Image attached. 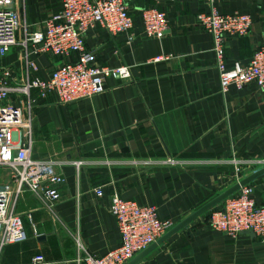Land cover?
<instances>
[{"label": "crops", "instance_id": "obj_1", "mask_svg": "<svg viewBox=\"0 0 264 264\" xmlns=\"http://www.w3.org/2000/svg\"><path fill=\"white\" fill-rule=\"evenodd\" d=\"M14 4L29 30L61 8L60 0ZM153 4L129 1L130 42L127 34L111 36L99 27L84 39L91 62L125 66L128 80L107 78L103 93L66 105L58 104L54 93L40 99L31 92L32 156L82 163L58 166L64 182L56 187L60 198L50 209L29 192L18 199L15 212L22 218L26 240L3 247L0 264H33L38 255L44 260L40 264H85L77 243L96 257L120 245L109 210L115 196L154 207L157 217L169 219L173 228L235 184L230 158L264 159V93L253 82L221 92L212 37L197 23V15L209 11L207 1L156 4L167 22L160 38L143 33L140 10ZM216 9L250 16L249 33L227 38L224 49L226 67L247 64L254 50L264 46V0H220ZM32 59L38 70L30 75L41 79L61 61L49 54ZM3 64L12 65L15 77L23 78L17 47ZM167 157L181 164L159 163ZM247 185L255 201L264 204V174ZM95 188L101 189L100 197ZM219 207L221 203L214 208ZM207 216L157 244L170 228L136 264H264L259 238L250 232L231 238L214 231L206 225Z\"/></svg>", "mask_w": 264, "mask_h": 264}, {"label": "built area", "instance_id": "obj_2", "mask_svg": "<svg viewBox=\"0 0 264 264\" xmlns=\"http://www.w3.org/2000/svg\"><path fill=\"white\" fill-rule=\"evenodd\" d=\"M129 1L60 0L58 12L44 20L39 28L29 30L14 0H0V168L7 170V181L0 184V250L26 240L22 218L15 212L18 199L29 192L50 209L60 198L56 187L64 182L58 166L70 163L78 167L82 163L32 156L29 131L31 92L36 91L40 99L54 93L57 103L66 105L103 93L107 78L128 80L130 74L125 66L109 68L91 62L84 39L90 30L99 27L111 36L127 34L130 42L133 39V18ZM161 1L165 0H153L152 6L140 10L146 37L160 38L167 30L165 13L156 8ZM206 1L209 11L198 14L197 23L212 37L221 92H226L229 86L241 89L253 82L264 93V46L254 50L245 65L235 62L229 68L224 64L227 38L246 36L252 25L250 16L222 14L216 9L220 0ZM13 47L19 49L24 66L21 80L15 77L12 65L3 64V59ZM40 54L61 60L47 79L30 75V72L38 70L32 56ZM159 163L176 165L181 161L167 157ZM229 163L235 183L242 179L244 170L250 168L251 174L264 168V159L241 161L232 157ZM236 192L227 197L221 207L210 210L206 225L231 238L250 232L259 238L264 250V204L255 201L253 189L248 185ZM94 193L97 197L102 195L100 188H95ZM109 210L116 221L120 245L104 256L96 257L77 243L78 251L82 253L80 260L85 264H127L173 226L169 219H159L154 207L141 206L117 196L112 198ZM43 261L41 255L32 259L33 264Z\"/></svg>", "mask_w": 264, "mask_h": 264}, {"label": "water", "instance_id": "obj_3", "mask_svg": "<svg viewBox=\"0 0 264 264\" xmlns=\"http://www.w3.org/2000/svg\"><path fill=\"white\" fill-rule=\"evenodd\" d=\"M263 174H264V168L259 169V170L255 171V172L249 174L248 176L244 177L238 183H235L234 185H232L230 188H228L227 190H225L221 194L215 196L213 199H211L210 201H208L207 203H205L203 206H201L200 208H198L195 212H193L192 214H190L189 216H187L185 219H183L182 221H180L178 224H176L161 239H159L157 241V244L159 242H161L162 240L168 238L169 236L173 235L174 233H176L178 230H180L182 227H184L187 224H189L191 221H193L197 217L205 214L209 210L213 209L215 206H217L220 203H222L227 197H229L230 195H232L236 191H238L240 187L249 184L251 181H253L254 179H256V178H258L260 176H262ZM153 246H155V245L152 244L151 246H149L147 249H145L143 252H141L138 256H136L135 258H133L127 264H136V262L138 260H140L148 252V250L150 248H152Z\"/></svg>", "mask_w": 264, "mask_h": 264}, {"label": "rangeland", "instance_id": "obj_4", "mask_svg": "<svg viewBox=\"0 0 264 264\" xmlns=\"http://www.w3.org/2000/svg\"><path fill=\"white\" fill-rule=\"evenodd\" d=\"M11 50H12V48H11ZM249 169H250V168H249ZM249 169L244 170V171H243V174H245V172H246V173H247V172L249 173ZM4 179H5V180H4ZM2 180H3V182H2ZM6 180H7V170L0 168V182L4 183ZM2 183H0V184H2Z\"/></svg>", "mask_w": 264, "mask_h": 264}, {"label": "trees", "instance_id": "obj_5", "mask_svg": "<svg viewBox=\"0 0 264 264\" xmlns=\"http://www.w3.org/2000/svg\"><path fill=\"white\" fill-rule=\"evenodd\" d=\"M213 209H215V208H213ZM209 212H210V211H208V212H207V213H208V215H209Z\"/></svg>", "mask_w": 264, "mask_h": 264}]
</instances>
